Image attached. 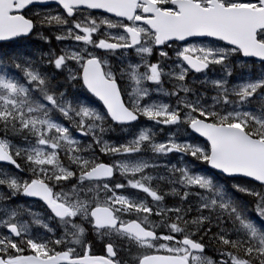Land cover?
<instances>
[{
  "label": "snow or ice",
  "instance_id": "snow-or-ice-1",
  "mask_svg": "<svg viewBox=\"0 0 264 264\" xmlns=\"http://www.w3.org/2000/svg\"><path fill=\"white\" fill-rule=\"evenodd\" d=\"M116 2L0 0V264H122V253L132 264H264V74L252 71L264 70V25L245 33L216 11L261 10L264 0H130L122 11ZM168 59L179 69L177 99L158 104ZM230 60L250 78L237 83L228 70L200 81L218 93L212 103L187 97L195 75ZM141 122L169 135L140 127L126 141L106 139ZM145 148L165 162L147 161ZM210 172L237 181L250 207L226 198ZM32 204L60 230L34 236L22 219L37 215ZM112 233L132 247L97 243Z\"/></svg>",
  "mask_w": 264,
  "mask_h": 264
},
{
  "label": "rangeland",
  "instance_id": "rangeland-1",
  "mask_svg": "<svg viewBox=\"0 0 264 264\" xmlns=\"http://www.w3.org/2000/svg\"><path fill=\"white\" fill-rule=\"evenodd\" d=\"M154 1H158L159 3L167 2V0H154ZM85 15H86V12L79 13L78 18L79 19H83V17ZM97 23H100V25H101L100 32L104 33L106 31L105 28H104V25L100 22L99 19L97 20ZM40 30L44 32V35L46 37H49V39L52 40L53 43H55L54 37L50 36L51 31H53L54 29L43 28V29H40ZM115 32H116V29H111V30H107L106 34L107 35H112ZM35 43L36 44L38 43L37 45H41V44H44V41L36 40ZM63 43H66V42H63ZM162 67H163V72H164L163 78H165V81L162 82V84H161V86L159 88H157L154 92H152V101L155 102V103H158V104L159 103H175L177 97L171 95V92L173 90V88L171 89V82L174 83V85H175L176 81L174 79V74L178 73L179 69L176 67L175 61L173 60V62H171V59L163 60ZM247 69H248L247 65H243V66L237 67L236 63L230 60L225 65L224 68L214 69L211 74L203 76V77H194V82L190 81L188 83V85H187L190 90H189V92L186 95H187V97L189 99H200L203 103H212L211 97L213 95H218V93L216 92V90L214 88L211 87L210 83L206 84L205 88H201L200 85H202V83L200 81L207 80V81L210 82L213 79H220V78H222L225 75L226 71L231 70V72L237 78L235 82L239 83V82H241L242 79L250 78L249 70H247ZM238 70H240L241 72H236ZM171 71H172V78L174 79L173 81H171ZM256 72L258 73V75L264 74V70H257ZM209 89L212 90V91H210ZM165 92H168L169 95L165 96L164 95ZM140 127L148 128L149 129L148 135L154 137L156 140H159V139L163 138L164 136L169 135V132L162 131L160 129V127H158L156 125H147V124H145L143 122H141V125L133 127L132 129L122 128L117 133V135H119V137H121V138L127 136L128 139H131V138L134 137L135 133L138 132ZM171 134L178 136L179 132L173 131ZM143 156L149 162H153V161L156 162V163H164L165 162V161H162L159 158L153 157V154L151 153L150 148H145ZM173 163H177L178 164L179 161H173ZM193 170H195V169H193ZM146 174L152 175L153 177H159L160 175H164V176H168L169 175L164 168L146 169ZM210 178H211V176H210ZM211 179L213 180V184L217 188H219L220 192L226 198L230 199L237 207L241 208V205L243 206V208L246 207L245 204H241L240 203L242 201V200H240L241 197L237 196V195H242L243 199L248 198V200H249V202L251 204V200H250V198L248 196H246L245 194L237 191L236 188L232 187V185L234 183H238L237 181H233V182L230 181L229 184L238 194H236L232 188H228V186L225 185L222 181L216 180L214 178H211ZM157 182L158 181H155V180L153 181V183H157ZM240 183H242V182H240ZM159 186H160V189L162 191L169 192V193L171 192L172 186L169 185L166 181H159ZM238 186H240V185L238 184ZM14 199H16V198H14ZM193 199L195 200L196 198H193ZM168 200L171 201L172 197L169 196ZM19 202L23 203L24 201L23 200H19ZM34 206H36V208H37V210L35 212H33V209L35 208ZM28 207H29L30 212H33V213L37 214L35 217H30V216L25 215L22 218L24 221H26L29 224L30 228L32 229V234L34 232V229H37L35 227H37L39 225L40 226H44V225L48 226V225H50V221H48L45 218H43L44 214L41 212V209L43 210V207L38 206V205H34V204L29 205ZM45 215L48 218V215H47L46 212H45ZM33 219L38 220L41 223L40 224H32V220ZM166 220H167L166 217L162 218L159 221V226H163V224L166 222ZM190 230H195V226L194 225L191 226Z\"/></svg>",
  "mask_w": 264,
  "mask_h": 264
},
{
  "label": "water",
  "instance_id": "water-1",
  "mask_svg": "<svg viewBox=\"0 0 264 264\" xmlns=\"http://www.w3.org/2000/svg\"><path fill=\"white\" fill-rule=\"evenodd\" d=\"M153 8L156 7V3L149 0ZM185 8L191 4V0H174ZM130 3V0H117L114 4L116 10L122 11L127 9V5ZM51 5H40L38 7H49ZM221 16L229 17L237 21L236 27L242 29L245 33L250 31L252 28L264 25V9L261 10H250V9H229L227 12H220L219 9L216 10ZM168 14L161 12L159 9L156 10V16L159 18L166 17ZM148 23L155 24L157 20L153 19L148 21ZM136 124V123H135ZM130 126V125H129ZM232 179L230 177H225Z\"/></svg>",
  "mask_w": 264,
  "mask_h": 264
},
{
  "label": "flooded vegetation",
  "instance_id": "flooded-vegetation-1",
  "mask_svg": "<svg viewBox=\"0 0 264 264\" xmlns=\"http://www.w3.org/2000/svg\"><path fill=\"white\" fill-rule=\"evenodd\" d=\"M153 2H155V3H157V4H160L158 1H154V0H152ZM82 12H84V11H82ZM82 12H80V13H82ZM111 62V61H110ZM171 62H173V60L171 59ZM172 64V63H171ZM117 66H118V63H117ZM113 70H116V68L114 67V69ZM214 70V69H213ZM212 70V71H213ZM247 70H249V69H247ZM212 71H210L209 73H207V75H209V74H211L212 73ZM253 71V70H252ZM236 72H241L240 70H238V71H236ZM239 74V73H238ZM203 76H205V75H195V77H203ZM219 76V75H218ZM174 79L172 78V71H171V81H173ZM165 81V78H163V80H162V82H164ZM206 84H202V85H200V87L201 88H205L206 86H205ZM174 87V83H172L171 82V89ZM210 90V89H209ZM210 91H212V90H210ZM217 94V93H216ZM34 205H38V206H40L39 204H34ZM35 208L33 209V212H35L36 210H37V208H36V206H34ZM44 210V211H43ZM43 210L41 209V212L44 214V216H43V218H45L46 220H48V221H50V225H48V227L49 228H52V229H54V230H56V231H59L60 229H59V225H57V222L54 220V219H49V218H47L46 217V215H45V209L43 208ZM225 219V224H224V227H230V224H229V222H228V218L227 217H225L224 218ZM53 222V223H52ZM35 228H37V229H34V232H33V235L35 236V235H41V236H44V235H47L48 233L46 232V230L44 229V226H37V227H35ZM108 239H113V240H116V242L118 243V244H120L121 246H123V247H132V243L131 242H129V241H125V240H120V239H118V237H117V235L115 234V233H112V234H103V235H101L98 239H97V243H100V242H102V241H104V240H108ZM97 252H98V254H99V249H97ZM122 255V264H123V261L124 260H126L127 261V264H132V261L130 260V259H128V253H122L121 254Z\"/></svg>",
  "mask_w": 264,
  "mask_h": 264
},
{
  "label": "trees",
  "instance_id": "trees-1",
  "mask_svg": "<svg viewBox=\"0 0 264 264\" xmlns=\"http://www.w3.org/2000/svg\"><path fill=\"white\" fill-rule=\"evenodd\" d=\"M39 43V42H38ZM37 43V44H38ZM36 44V43H35ZM255 72L257 71L256 69L254 70ZM257 73V72H256ZM258 74V73H257ZM140 125H141V123H140ZM137 126V125H136ZM136 126H134V127H136ZM133 127H130L129 129H132ZM122 128L121 127H114V129H110L109 131H108V134H107V136H106V139H109L110 141H113V142H117V143H119V142H123V141H126L128 138H127V136L126 137H123V138H121V137H119V135H117V133L121 130ZM207 175H210L211 176V178H214V179H216V180H220V181H222L225 185H227L228 186V188H232L231 186H230V184H229V181L228 180H225V179H222L219 175H217V174H215L214 172H210V173H207ZM233 189V188H232ZM234 190V189H233ZM234 192L236 193V194H238L235 190H234ZM237 196H240L241 197V199L240 200H242L240 203L241 204H245V206L247 207H250V202H249V200H248V198H245V199H243L242 198V195H237ZM245 208V207H244ZM243 208V206L241 205V208L240 209H244ZM247 209V208H246Z\"/></svg>",
  "mask_w": 264,
  "mask_h": 264
},
{
  "label": "bare ground",
  "instance_id": "bare-ground-1",
  "mask_svg": "<svg viewBox=\"0 0 264 264\" xmlns=\"http://www.w3.org/2000/svg\"><path fill=\"white\" fill-rule=\"evenodd\" d=\"M214 94V93H213Z\"/></svg>",
  "mask_w": 264,
  "mask_h": 264
}]
</instances>
